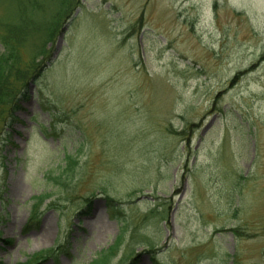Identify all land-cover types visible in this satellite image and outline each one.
Instances as JSON below:
<instances>
[{"label":"rangeland","instance_id":"obj_1","mask_svg":"<svg viewBox=\"0 0 264 264\" xmlns=\"http://www.w3.org/2000/svg\"><path fill=\"white\" fill-rule=\"evenodd\" d=\"M7 26L38 71L0 264H264V0H0Z\"/></svg>","mask_w":264,"mask_h":264},{"label":"trees","instance_id":"obj_2","mask_svg":"<svg viewBox=\"0 0 264 264\" xmlns=\"http://www.w3.org/2000/svg\"><path fill=\"white\" fill-rule=\"evenodd\" d=\"M69 5L70 3L65 1V4H63V7L61 9L62 12L67 10ZM70 10L71 7L69 8L68 12ZM4 29L5 34L3 36H0V43L4 47L3 49H5V51L0 54V135L1 131L4 130V128L1 129V126H3L8 121V118L11 117L15 105L18 103L16 101L21 97V95L27 98L24 91H19V85L23 84L25 87L27 82L30 81V79L33 77L34 73L38 71V64L35 63V61H37L36 58L32 61L29 68L23 71V61L21 60V44L23 42H21V40L17 38L11 39V33L9 32L14 30V28L7 26L4 27L3 30ZM52 38L53 34L51 32V36L48 41H51ZM38 53H40L39 57H43L45 55V51L42 53V50H40ZM27 72H32V74L26 77L25 75ZM36 78L37 76L33 79L36 80ZM68 159L70 160L71 157L69 156ZM49 253L52 254L51 249L39 253L36 257L37 259H40V257H43L44 255ZM111 257V252L105 254L102 259L95 262V264H109V260Z\"/></svg>","mask_w":264,"mask_h":264}]
</instances>
